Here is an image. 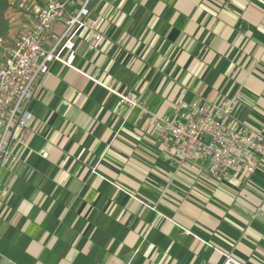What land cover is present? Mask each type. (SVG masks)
Segmentation results:
<instances>
[{
  "label": "crops",
  "instance_id": "0c3cea01",
  "mask_svg": "<svg viewBox=\"0 0 264 264\" xmlns=\"http://www.w3.org/2000/svg\"><path fill=\"white\" fill-rule=\"evenodd\" d=\"M91 9L102 25L96 50L78 40L72 66L51 65L28 107L31 130L7 145L0 264H264V161L250 177L187 165L119 102L130 90L171 118L179 98L236 97L234 116L264 135V0H93ZM31 11L6 33L20 36Z\"/></svg>",
  "mask_w": 264,
  "mask_h": 264
},
{
  "label": "built area",
  "instance_id": "2783aa9c",
  "mask_svg": "<svg viewBox=\"0 0 264 264\" xmlns=\"http://www.w3.org/2000/svg\"><path fill=\"white\" fill-rule=\"evenodd\" d=\"M93 0H36L21 26L22 33L4 51L0 61V166L8 144H22L32 128L28 111L33 91L55 62L72 66L78 40L94 51L102 39L100 18L92 16ZM62 24L60 32L54 27ZM107 89L114 91L111 83ZM185 93H183L184 95ZM119 102L146 117L149 135L173 157L187 165L206 162L209 171L220 178L226 173L247 177L262 168L264 135L234 116L236 97L218 103L185 102L179 98L174 115L163 118L141 106L139 96L119 92ZM47 158V150L39 153ZM225 264H233L227 258Z\"/></svg>",
  "mask_w": 264,
  "mask_h": 264
},
{
  "label": "rangeland",
  "instance_id": "374dc122",
  "mask_svg": "<svg viewBox=\"0 0 264 264\" xmlns=\"http://www.w3.org/2000/svg\"><path fill=\"white\" fill-rule=\"evenodd\" d=\"M29 3L30 2H28V1L23 3L22 0H8L7 5L2 10L3 21L7 22V25H8L9 23H12L11 19L14 18L15 15L25 14V13L29 12L30 10H32L31 4H29ZM20 4L23 5V6H21V9L18 7ZM8 8H11V9H8ZM0 32H1L0 36L4 35L3 41L0 44V46H1V48H0V53H1L0 61H1V57L3 56L4 51L12 46V43H13L14 39H16V38L13 34V31H11L9 35L5 31H2L1 29H0Z\"/></svg>",
  "mask_w": 264,
  "mask_h": 264
},
{
  "label": "trees",
  "instance_id": "16d2710c",
  "mask_svg": "<svg viewBox=\"0 0 264 264\" xmlns=\"http://www.w3.org/2000/svg\"><path fill=\"white\" fill-rule=\"evenodd\" d=\"M7 3H8V0H0V29L5 32L7 30V23L3 21L2 10L7 5Z\"/></svg>",
  "mask_w": 264,
  "mask_h": 264
}]
</instances>
